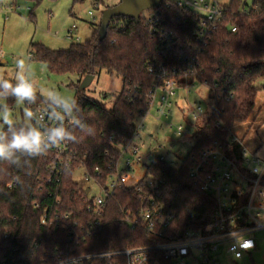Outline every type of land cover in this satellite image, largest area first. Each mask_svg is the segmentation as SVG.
I'll use <instances>...</instances> for the list:
<instances>
[{
  "label": "trees",
  "instance_id": "16d2710c",
  "mask_svg": "<svg viewBox=\"0 0 264 264\" xmlns=\"http://www.w3.org/2000/svg\"><path fill=\"white\" fill-rule=\"evenodd\" d=\"M34 1L39 4L42 0ZM171 2L166 0L151 11H157L164 29L178 45L185 49L196 47L193 36L196 16L181 12L170 5ZM241 2L231 0L228 6L222 7L223 17L216 31L198 46L199 52H190L196 58L197 69L195 76L189 79L190 82L206 83L208 98L213 103L206 124L191 136L190 152H199L218 143L237 166L242 161L243 140L230 142L233 129L253 119L256 98L258 94H264V0H253L248 10ZM95 25L97 28L90 39L73 43L64 50L52 51L31 44L29 61L44 64L50 74L77 77L73 123L65 128L74 133L78 142H68L69 149L94 178L97 169L100 178L96 181L103 183L108 175V165L120 157V148L136 134L135 119L145 117L150 111L155 78L147 73V66L151 63L160 66L162 60L157 54V42L150 35L149 25L142 18L138 21L113 18L103 40L98 38L100 20ZM102 72L122 80L121 92L110 107L104 100H94L79 90L85 77L95 78ZM229 95L232 97L228 98ZM0 99L9 109L16 101L11 95L0 96ZM23 103L54 105L37 95L34 102ZM81 126L86 127L82 130ZM87 127L91 128V134H88ZM15 159V163L0 161V264H52L58 253L68 252L72 243L65 233L43 228L39 222L41 211L51 209L54 202V196H48L52 188L46 183L48 161L42 156L22 154H17ZM76 164L61 179V201L56 208L63 214L72 213L75 218L86 202L84 193L72 179ZM147 182L153 187L150 188ZM8 185L12 187L9 189ZM261 185L264 186V177ZM135 188L141 192L137 193ZM149 200L172 214L165 230L168 241L181 239L187 231L208 235L214 228L210 219L216 210V200L192 185L183 166L177 169L154 158L133 187L123 185L113 193L102 219L104 228L95 237L80 242L75 247V255L153 245L154 239L145 231L131 230L120 224L122 211L146 209ZM239 201L242 205L245 198ZM32 203H38L40 211H33L30 208ZM87 264L102 263L97 259ZM151 264L170 263L154 253Z\"/></svg>",
  "mask_w": 264,
  "mask_h": 264
},
{
  "label": "built area",
  "instance_id": "2783aa9c",
  "mask_svg": "<svg viewBox=\"0 0 264 264\" xmlns=\"http://www.w3.org/2000/svg\"><path fill=\"white\" fill-rule=\"evenodd\" d=\"M170 5L177 7L181 12L196 16V31L193 33L196 47L185 49L182 45H178L164 29L157 11H151L153 10L151 9L144 11L145 15L140 14L139 18L149 25L150 35L157 42V54L162 60L160 66L154 63L147 66V73L155 78L150 94V104L153 105L156 102L155 108L159 118L170 115L178 90L184 92L185 97L190 93L189 79L195 76L197 69L196 58L190 52H199L198 46L210 38L223 17V8L209 0H180L171 2ZM92 21L95 20L92 19ZM74 29H76L75 26L67 31L68 39L73 40ZM231 32L235 33V29L231 28ZM1 59L3 54L0 51ZM29 60L30 55H28ZM202 84L208 89L206 83ZM211 91L215 92V89ZM215 98L218 100L219 95L216 94ZM24 107L33 113V119L30 120L31 126L40 128L42 132L60 123H63L64 127L73 123L72 114L64 115L62 109L57 106H32L24 103ZM188 107L189 116L195 123L202 117L201 106L194 103L188 104ZM53 112L63 115V121L52 118ZM140 129L142 126L138 128ZM197 129L191 133L189 129L178 125L175 133L178 137H187L190 133L192 136ZM138 130L136 129L133 138L139 137ZM131 140L120 148V157L108 165V175L103 183L96 181V178H100L97 169H95L96 178L85 171V165L71 152L68 142L51 147L46 154L41 155L48 161L45 169L46 183L52 188L48 196H54V202L51 209L45 208L41 211L40 225L43 228L65 233L71 238L72 243L68 252L58 253L56 261L52 264H87L97 259L102 264H151L154 253L160 254L170 264H218L220 252L224 251L234 260H239L256 249L254 234L264 230V223L260 221L264 219V186L261 185L264 177V161L257 157L256 152L249 153L243 148L242 161L237 166L225 155L220 144L213 143L212 146L205 147L199 152L193 153L189 150L180 164L185 168L186 176L192 185L216 200V210L210 219V224L214 228L210 234L187 231L181 239L168 241L165 230L172 214L164 212L149 200V206L146 209L122 211L120 224L131 230L145 231L154 239L153 245L83 256L75 255V247L80 242L93 238L102 231L104 228L102 219L107 201L124 185L125 173L134 164L140 163L142 158L144 159L140 155L139 148L133 145ZM233 141L236 140L232 138L230 142ZM122 155L126 156L124 160ZM120 158L123 160L121 168L118 167ZM157 159L163 161L161 158ZM74 163L77 164L74 166L73 173L76 169H82L84 180L93 182L99 189V194L91 197L90 189L82 190L77 185L86 197L85 205L81 212H78L77 218L72 213L63 214L56 210L61 201V179L71 170ZM170 167L178 169L177 166ZM147 185L150 188L153 187L149 182ZM11 187L12 185H8L9 189ZM135 191L141 192L139 188H135ZM242 198H245V202L240 205L239 200ZM30 208L35 212L40 211L38 203H32Z\"/></svg>",
  "mask_w": 264,
  "mask_h": 264
},
{
  "label": "rangeland",
  "instance_id": "374dc122",
  "mask_svg": "<svg viewBox=\"0 0 264 264\" xmlns=\"http://www.w3.org/2000/svg\"><path fill=\"white\" fill-rule=\"evenodd\" d=\"M177 2L180 0H170ZM231 0H209L221 7H226ZM245 10L252 7L253 0H241ZM119 0H42L37 4L34 0H0V51L3 59L0 60V79L15 81L17 75L16 61L23 59L25 69L23 74L36 88V95L53 105L48 93L52 92L58 99L73 105L75 97L74 86L77 83L75 76H58L48 73L44 64L30 61L28 55L31 44L42 45L52 50H64L73 43H84L92 36L101 13L107 8L117 5ZM12 10H11V9ZM91 13V16H90ZM141 15H145L142 12ZM92 19L95 21L93 22ZM73 40L67 38V31L74 27ZM78 39V40H77ZM80 86V85H79ZM122 89V80L116 75H107L102 72L96 76L85 89V94L94 100H104L110 107ZM207 87L196 80L191 82L190 93L185 97L184 92L178 90L174 98L171 113L166 118H159L155 103L151 105L145 117H138L134 121L138 130V138L131 143L139 148L144 157L140 163L127 171L124 178L126 187H133L145 174V168L154 158H161L169 166H180L181 160L188 154L191 147V133L206 124L207 118L213 109V103L208 98ZM263 95L258 94L253 119L245 124L234 127L233 138L243 140V148L254 153L264 161V103ZM198 104L202 109V117L194 121L188 113V104ZM6 103L0 99V108ZM53 106H56L54 104ZM9 109V108H8ZM15 125L31 126L25 118L24 103L15 101L9 109ZM2 124V121H0ZM181 125L191 132L187 137H178L175 128ZM244 138V139H243ZM125 155H122L123 160ZM123 160L120 158L118 167ZM249 169V166H247ZM73 182L80 189H90V196L99 194V189L91 181H85L82 169L73 173ZM264 223V219H260ZM256 249L245 254L242 259L234 260L224 251L220 252L218 264H264V230L254 234Z\"/></svg>",
  "mask_w": 264,
  "mask_h": 264
},
{
  "label": "clouds",
  "instance_id": "9594fccd",
  "mask_svg": "<svg viewBox=\"0 0 264 264\" xmlns=\"http://www.w3.org/2000/svg\"><path fill=\"white\" fill-rule=\"evenodd\" d=\"M25 67L23 59L16 61L15 84L11 80L0 79V96L11 95L21 103L24 101L34 102L37 90L34 84L23 74ZM48 96L57 107L62 109L64 115L70 116L72 114V105L69 102L62 98L58 99L52 92H49ZM24 115L29 121L33 119V113L30 110H26ZM51 116L58 121L64 119L63 115L56 112H53ZM0 121H2L0 124V161L15 163L17 154L38 157L46 154L51 147L61 143L78 142L74 133L65 128L63 123L51 127L46 132H42L40 128L35 126L17 128L7 106L0 108ZM81 127L84 130L86 126ZM87 131L88 134H91L90 127H87Z\"/></svg>",
  "mask_w": 264,
  "mask_h": 264
},
{
  "label": "water",
  "instance_id": "95a60500",
  "mask_svg": "<svg viewBox=\"0 0 264 264\" xmlns=\"http://www.w3.org/2000/svg\"><path fill=\"white\" fill-rule=\"evenodd\" d=\"M166 0H119L118 4L107 8L101 13L100 28L98 38L103 40L106 36L107 28L113 18H125L138 21L139 16L144 11L158 8ZM94 77L87 76L80 83L79 90L84 91L91 84Z\"/></svg>",
  "mask_w": 264,
  "mask_h": 264
},
{
  "label": "crops",
  "instance_id": "0c3cea01",
  "mask_svg": "<svg viewBox=\"0 0 264 264\" xmlns=\"http://www.w3.org/2000/svg\"><path fill=\"white\" fill-rule=\"evenodd\" d=\"M1 6V9H0V11L2 10V11H4V10H7V8H2V5H0ZM11 9V8H10ZM12 10V9H11ZM30 61H28V63H29Z\"/></svg>",
  "mask_w": 264,
  "mask_h": 264
}]
</instances>
